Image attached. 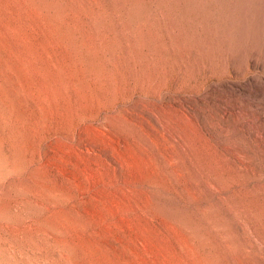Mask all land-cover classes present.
I'll return each mask as SVG.
<instances>
[{
    "label": "rangeland",
    "instance_id": "obj_1",
    "mask_svg": "<svg viewBox=\"0 0 264 264\" xmlns=\"http://www.w3.org/2000/svg\"><path fill=\"white\" fill-rule=\"evenodd\" d=\"M0 264H264V0H0Z\"/></svg>",
    "mask_w": 264,
    "mask_h": 264
}]
</instances>
